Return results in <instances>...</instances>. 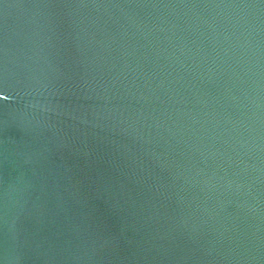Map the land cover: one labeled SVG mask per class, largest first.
Masks as SVG:
<instances>
[{"label":"water","instance_id":"1","mask_svg":"<svg viewBox=\"0 0 264 264\" xmlns=\"http://www.w3.org/2000/svg\"><path fill=\"white\" fill-rule=\"evenodd\" d=\"M0 264H264V0H0Z\"/></svg>","mask_w":264,"mask_h":264}]
</instances>
